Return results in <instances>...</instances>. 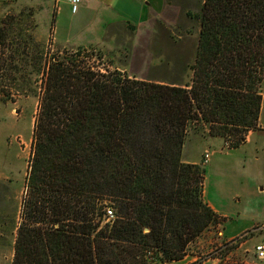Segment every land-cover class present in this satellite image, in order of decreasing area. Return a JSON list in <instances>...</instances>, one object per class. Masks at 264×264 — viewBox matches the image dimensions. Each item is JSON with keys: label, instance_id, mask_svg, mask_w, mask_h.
Instances as JSON below:
<instances>
[{"label": "trees", "instance_id": "1", "mask_svg": "<svg viewBox=\"0 0 264 264\" xmlns=\"http://www.w3.org/2000/svg\"><path fill=\"white\" fill-rule=\"evenodd\" d=\"M201 2L187 13L199 23L192 63L179 52L185 72L169 82L96 65L103 56L81 48L44 65L32 9L0 21V98L37 99L21 207L0 183L11 264H170L219 221L203 199L204 168L182 150L190 128L234 148L257 128L264 0ZM107 208L114 219L103 224Z\"/></svg>", "mask_w": 264, "mask_h": 264}, {"label": "rangeland", "instance_id": "2", "mask_svg": "<svg viewBox=\"0 0 264 264\" xmlns=\"http://www.w3.org/2000/svg\"><path fill=\"white\" fill-rule=\"evenodd\" d=\"M88 1L87 12L95 19L89 26L63 39H59L57 32V28L60 27L57 21L61 0H0V21L9 13H18L20 9L31 8L32 13L30 11L29 13L33 15V36L34 40L44 48V65L50 63L52 57L60 54L64 49L81 48L88 52L94 50L95 54L103 56L101 62L96 56L92 59L96 65L105 64L109 69L118 68L128 76L140 80L169 82L183 77L185 68L175 67L176 59L181 52L188 56V63H192L199 23L188 17L187 13H191V16L197 14L201 0H152L148 19L138 35L134 25L119 21L106 25L101 37H99L98 22L102 16L106 18L113 5L110 7L108 2L110 0ZM114 6L117 7L116 3ZM64 28L63 25V32ZM167 33L172 37L171 42L165 37ZM187 73L185 79L183 78L184 81L190 79L189 69ZM41 79L40 75L38 86L41 84ZM260 90L263 98V108L260 113L264 119V80ZM39 93H41L40 89ZM36 112L37 99L32 96L21 98L17 102L0 98V183L11 187L13 200L20 207L25 195V182L32 158ZM262 125L264 130V123ZM258 129L257 124V128L253 131ZM191 132L193 133L192 128H190ZM221 141L222 144L218 149L222 152L234 148L231 145L228 147L225 140ZM203 153L201 167L207 165L203 162ZM106 203V207H111L109 202ZM108 222L105 218L103 224ZM218 223L219 221L216 224L212 223L195 238L189 244L184 258L176 264H203L205 261L207 264H212L207 258L216 256L228 257V264H264V260H258L255 254V246L264 244V239L260 237L264 234V225L256 227L253 233L246 232L236 239L225 240L217 235L218 231H221L217 227ZM11 252V248L0 249V264H10Z\"/></svg>", "mask_w": 264, "mask_h": 264}, {"label": "crops", "instance_id": "3", "mask_svg": "<svg viewBox=\"0 0 264 264\" xmlns=\"http://www.w3.org/2000/svg\"><path fill=\"white\" fill-rule=\"evenodd\" d=\"M61 1L57 21L60 25L57 28L59 39L70 36L73 32L77 33L95 19L91 13L87 12L88 0H82L78 11L74 14L70 11L68 0ZM108 2L110 7L113 5V8L111 10L109 7L111 11L107 13L106 18L102 16L99 22L97 21L100 29L99 37L104 34L106 25L119 21L134 25L138 35L144 29L151 9L150 4H153L152 0H110ZM115 3L117 7L114 6ZM261 113L258 119L259 129L249 131L245 141L237 148L222 152L218 149L222 144L221 139L208 137V130L205 128L204 136L194 132L189 133L182 150V161L195 165H201L203 151L209 148L213 150L210 160L203 167V199L218 216L217 227L221 229V237L225 240L236 239L246 232L253 233L256 227L264 225V130L262 127L264 119ZM260 237L264 239V234ZM12 257L13 250L11 260ZM177 262L181 260L170 264Z\"/></svg>", "mask_w": 264, "mask_h": 264}, {"label": "built area", "instance_id": "4", "mask_svg": "<svg viewBox=\"0 0 264 264\" xmlns=\"http://www.w3.org/2000/svg\"><path fill=\"white\" fill-rule=\"evenodd\" d=\"M68 3L70 6L71 13H76L79 9L81 0H68ZM225 143L229 147L230 141H226ZM212 154H213V150L206 149L203 153V162L208 163ZM105 218L108 221H112L114 219V212L111 208L106 209ZM217 235L221 237L222 236L221 231H218ZM255 254L258 260H264V244H259L255 246ZM208 259L212 261V264H228L229 261L228 257H224V256L209 257L207 258V260Z\"/></svg>", "mask_w": 264, "mask_h": 264}]
</instances>
